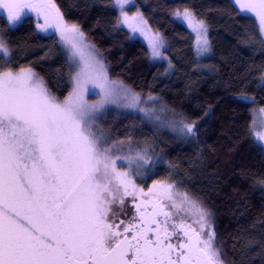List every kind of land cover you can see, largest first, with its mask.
<instances>
[{
  "label": "snow or ice",
  "instance_id": "1",
  "mask_svg": "<svg viewBox=\"0 0 264 264\" xmlns=\"http://www.w3.org/2000/svg\"><path fill=\"white\" fill-rule=\"evenodd\" d=\"M113 2L119 11L118 26L127 25L145 37L153 59H166L161 51L165 39L150 30L142 14L137 12V24L130 22L125 5L132 0ZM235 3L255 14L257 35L264 44V0ZM25 10L36 12L37 29L44 33L51 29L69 45L74 67L69 68L71 90L60 98L30 67L12 70V50L0 35V264H223L208 211L174 182H155L144 200L143 189L137 188L132 176L143 175L151 163L147 149L133 150L129 145L125 152L118 147L122 141L98 126L106 105L137 107L139 95L109 80L102 58L52 0H0V12L12 28L27 15ZM173 15L191 30L190 35L195 34L196 54L208 53L206 22L188 8ZM88 83L101 88L98 103L85 100ZM247 102L255 104L254 99ZM140 110L146 115L155 111ZM256 114L254 110L249 130L264 146V131H256ZM171 123L186 136L196 134L194 124ZM137 192L141 199L133 206L140 223L133 216L120 231L125 222L109 221L112 206H123L125 198L135 199ZM165 202L177 217L181 211L194 212L202 222L200 231L186 228L183 218L173 219L174 212L164 210ZM205 228L208 231L202 235Z\"/></svg>",
  "mask_w": 264,
  "mask_h": 264
},
{
  "label": "trees",
  "instance_id": "2",
  "mask_svg": "<svg viewBox=\"0 0 264 264\" xmlns=\"http://www.w3.org/2000/svg\"><path fill=\"white\" fill-rule=\"evenodd\" d=\"M52 1L103 55L112 78L157 98L172 109L171 118L195 125L193 137L160 118L125 128L115 122L112 138H131L137 147L143 140H135L144 138L159 151L154 169L139 181L174 182L198 201L210 214L223 264H264V147L249 130L253 108H264V44L256 19L233 0H133V10L166 41V59H153L143 39L118 26L113 0ZM185 8L208 26L206 56L196 54L194 34L173 15ZM36 23V13L27 12L12 28L0 14L10 67L34 69L63 98L71 90V59L58 34L41 32ZM252 99L255 104L247 102Z\"/></svg>",
  "mask_w": 264,
  "mask_h": 264
},
{
  "label": "rangeland",
  "instance_id": "3",
  "mask_svg": "<svg viewBox=\"0 0 264 264\" xmlns=\"http://www.w3.org/2000/svg\"><path fill=\"white\" fill-rule=\"evenodd\" d=\"M234 3H235V0H233ZM243 2H247V0H242V3ZM236 4V3H235ZM133 0H132V3L131 4H126L125 5V10L127 11V14H128V17L130 19V22L133 23V24H137L138 21H139V17L137 16V10H133ZM237 7L239 8V10L246 14V15H250V16H253L255 18V14L254 13H250V12H247L245 11L244 9L241 8L240 4H236ZM118 10V9H117ZM27 12L29 13H36L35 11H30V10H26ZM119 12V11H118ZM140 13V12H139ZM43 18V17H41ZM177 19V18H176ZM256 19V18H255ZM178 20V19H177ZM69 24H72V23H69ZM148 25V24H147ZM124 27H126L130 33L135 36V37H140L141 39H143L145 41V43L147 44L148 46V41L145 37L141 36L139 34V32L137 33H133L131 28H129L127 25H123ZM186 26V25H185ZM149 27V26H148ZM150 28V27H149ZM51 30V29H50ZM150 30L155 33V31L153 29L150 28ZM81 31V30H80ZM82 32V31H81ZM83 33V32H82ZM59 36V35H58ZM83 36H84V42L91 46V49H94V54H98L100 58H102L103 60V64L107 70V66H106V63H105V59L103 57V55L95 48V46L86 38V36L84 35L83 33ZM195 36V34H194ZM207 38L209 40V35L207 33ZM59 40H60V37H59ZM63 48L65 49V51L68 53L70 59H71V49L69 47L68 44L62 42L60 40ZM210 42V41H209ZM10 47V46H9ZM149 47V46H148ZM149 51H150V48H149ZM83 52H84V55L85 57H87L89 55V52H90V49L89 48H83ZM209 53V52H208ZM208 53H205L203 55H199L200 57H203V56H206L208 55ZM72 63V62H71ZM72 67H74V65H72ZM32 69V68H31ZM33 71H35L34 69H32ZM36 72V71H35ZM37 73V72H36ZM38 74V73H37ZM39 75V74H38ZM40 76V75H39ZM107 76L109 78V80L111 81H115L117 83V86L119 85H123L124 87L128 88L131 90V92L133 93H136L139 95L140 97V104L139 106L137 107H124L120 104H108L105 106V108L103 109V111L101 112L100 114V119L98 120V126L99 128L104 132L106 133L107 135L110 136V132L112 130V127L111 126H114L115 122H119L120 125H122V127H130L132 126V123H135V124H139L141 122H151V120L153 119V117H159L161 120H167L169 122V127H171L172 129H177L179 130V127L177 125H174L172 124L171 122L172 121H175L178 122L179 121H182L180 119H173L170 117L171 115V112H172V109L168 106H165L161 103H159L156 99L155 100H148V97L149 96H144V95H141L140 93H138L137 91H135L132 87L128 86L127 84H125L124 82L120 81V80H116L114 78H112L109 73H108V70H107ZM41 77V76H40ZM45 82V81H44ZM72 84V83H71ZM72 87V85H71ZM49 89V88H48ZM50 90V89H49ZM101 88L100 87H97L95 86L93 83H88L86 86H85V93H84V98L85 100L89 103V104H95V103H98L100 100H101ZM144 108H147V109H154L155 111L149 115H146L145 112L141 111L140 109H144ZM163 109V111H162ZM259 109L261 108H253L252 112L255 110L256 111V116H255V120H256V131H264V113H260L259 112ZM127 113V114H125ZM129 113V114H128ZM106 116L108 117V120L106 119ZM112 116V117H111ZM123 116H129L126 120L127 121H124L123 120ZM132 116V117H131ZM140 116V117H139ZM133 117H135V119H133ZM112 118V119H111ZM108 122H107V121ZM253 123V116H252V122H251V125ZM167 126H168V123H166ZM113 140H118V141H122L123 143L127 142L128 140L131 141L129 142L131 147L133 148V150H141V149H147V153H148V156L151 158V163L149 165L146 166V170L144 171V174L143 175H140V176H132V180L134 181V183H136V181H139L142 177L143 180H146L147 177H148V174L154 169L155 167V162H156V158L158 157V153L159 151L156 149L155 145L153 142H149L147 141L146 139L144 138H140L138 137L135 141H138V140H143V146L142 147H137V146H134V140H131V138H129L128 140H124L122 138V136H120L118 139H115V138H112ZM122 143V144H123ZM118 147H123L125 149V152L128 148V145H118ZM155 147V148H154ZM264 147V146H263ZM118 164V167H120V164L121 162H117ZM124 171H129L126 167L123 168ZM140 182V181H139ZM163 183V182H161ZM119 193L117 194V196L119 197ZM116 205V204H115ZM185 214H188L190 216H193V217H197L198 216L193 212V213H189V212H185L183 211ZM201 221L199 222V228H201ZM207 233L208 229L205 228L204 229Z\"/></svg>",
  "mask_w": 264,
  "mask_h": 264
},
{
  "label": "flooded vegetation",
  "instance_id": "4",
  "mask_svg": "<svg viewBox=\"0 0 264 264\" xmlns=\"http://www.w3.org/2000/svg\"><path fill=\"white\" fill-rule=\"evenodd\" d=\"M155 182H139L136 181V185L138 189H143L144 192V196L143 199L144 200H148L149 197L151 196V193L149 192V189H152V186ZM154 191V189H153ZM140 194L139 192H137L135 199L133 198V196H128L125 198V203L123 206H119V205H113V213L110 214L109 216V221L110 222H114L115 224H120V221L123 220L125 223L124 224H120V231H123V228L127 225V223H129L131 221V218L133 216H136V220L134 221L135 223L139 224V215L136 213L135 208L133 206L134 203H139L140 202ZM165 204L167 205L164 210L165 211H173L174 215H173V219H178V218H183L184 223H185V227L188 228L191 231H195V232H199L200 231V220L199 217H193L190 216L188 214H185L183 211H181L179 213V217H177V215L175 214V210L171 209L170 205H168V202H165ZM122 209V210H121ZM143 211V209H142ZM147 211L150 213L151 212V206H149L147 208ZM157 219L162 220L163 217L159 216L157 217ZM129 236H131V233L128 234ZM202 235H206V231L204 230V233H202ZM173 242H176V238L173 237Z\"/></svg>",
  "mask_w": 264,
  "mask_h": 264
},
{
  "label": "water",
  "instance_id": "5",
  "mask_svg": "<svg viewBox=\"0 0 264 264\" xmlns=\"http://www.w3.org/2000/svg\"><path fill=\"white\" fill-rule=\"evenodd\" d=\"M29 2H36V0H29ZM53 2V1H52ZM54 3V2H53ZM55 4V3H54ZM56 5V4H55ZM57 6V5H56ZM58 8V7H57ZM0 14L4 15V13L0 12ZM5 16V15H4Z\"/></svg>",
  "mask_w": 264,
  "mask_h": 264
}]
</instances>
